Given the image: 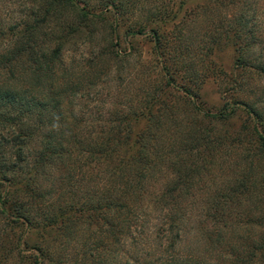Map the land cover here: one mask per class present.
Masks as SVG:
<instances>
[{
  "label": "rangeland",
  "instance_id": "obj_1",
  "mask_svg": "<svg viewBox=\"0 0 264 264\" xmlns=\"http://www.w3.org/2000/svg\"><path fill=\"white\" fill-rule=\"evenodd\" d=\"M107 1L117 0H74L52 10L50 0H0V117L19 118L15 107L2 106L6 103L5 94L17 95L26 110L28 107L33 110L23 124L32 130L41 129L44 135H53L57 141L77 139L89 145L106 138L104 131L118 124L122 117L144 112L155 99L172 105L180 111L188 128H201L205 138L214 143L205 155L194 156L196 163L201 158L212 160V165L204 170L210 175L196 188V198L184 196L178 201L179 206L198 208L190 220L192 228H197L207 223L203 209L221 203L227 208L226 215L232 224L229 246H236L238 252L246 255L256 254L257 260L246 257V264H264V247L263 251L252 248L264 241V149L254 130L258 127L264 136V72L259 69V65L264 67V0H236V6L228 10L220 7L216 10L214 6L219 5L216 0H165L164 5L153 4L152 0H131V7H123L118 16L121 25L118 40L109 35L116 16L106 22L80 16L86 5L100 14L101 4ZM155 7H165L171 14L164 22L161 18L157 25L148 27ZM243 15L250 27L240 38L239 46L225 38L217 44L219 36L232 34L228 21L238 25ZM144 27H148L147 35H127ZM154 28L163 39L161 46L149 33ZM252 37L258 38L259 43L255 44ZM241 53L251 63L244 65ZM193 62L195 67L190 71ZM12 76L15 80H10ZM171 80H176V87L170 86ZM181 86L192 94L188 100L197 110L183 104L179 97L183 95L178 88ZM233 109L237 110L234 116L217 118ZM249 110L258 112L262 120ZM140 122L137 129L145 126ZM13 132L0 124V166L5 156L16 152L8 144ZM39 146L40 141H34L28 154ZM68 169L65 171L79 174L78 169ZM173 170L170 162L164 174L172 179ZM55 175L56 180L61 177L59 173ZM54 183L55 180L45 184L46 192L52 190ZM1 184L0 196L7 187ZM224 196L228 197L223 199ZM36 201L42 203L39 198ZM1 209L0 261L7 258L5 253L25 242L29 248L40 244L42 253L53 257L57 264H70L73 254L85 252L84 231L71 245L65 242L67 248L62 249L56 239H43L25 223L9 225ZM153 220L138 234L145 244V237L154 231L152 227L161 224L160 219ZM196 232L185 237L187 241L178 247L177 254L203 250L204 244L196 243L200 237ZM8 235L10 240L3 243L2 239ZM96 238L105 244L110 240L106 236ZM149 240L146 247L138 248L141 253L164 261L171 258L173 254L165 247L158 248L152 237ZM131 249L128 242L125 251L131 255ZM29 251L23 254L26 258L23 264H29L38 255ZM156 258L142 260L149 264ZM39 262L51 264L45 263L41 256ZM6 264L21 262L13 257Z\"/></svg>",
  "mask_w": 264,
  "mask_h": 264
},
{
  "label": "trees",
  "instance_id": "obj_2",
  "mask_svg": "<svg viewBox=\"0 0 264 264\" xmlns=\"http://www.w3.org/2000/svg\"><path fill=\"white\" fill-rule=\"evenodd\" d=\"M73 1L50 0V10L61 3ZM163 1L165 0L151 2H161L164 5ZM216 1L219 5L214 6L215 9L220 7L228 10L236 6V0ZM129 2L131 0L103 2L100 14L92 12L86 5L80 16L86 20L98 18L105 22L116 16L109 35L118 40L121 28L118 16L121 15L123 7H131ZM152 14V22L148 27L157 25L161 18L164 22L171 13L169 14L165 7H155ZM246 18L247 16H241L238 25L229 20L228 28H231L232 34L219 36L215 42L218 44L225 38L239 46L240 38L243 33L247 34L250 27ZM218 27L221 28V24ZM147 28L133 30L127 35H147ZM155 28L149 33L153 40L160 44L163 39ZM252 38L255 44L259 43L258 38ZM240 58L244 65L251 63L247 58L244 59L242 53ZM194 67L193 62L189 70L192 71ZM259 69L264 72L261 65ZM13 76L10 80H15ZM190 78H193L191 74ZM175 81L171 80L170 86L176 87ZM178 88L183 92V95L179 96L184 101L183 104L191 105L193 110H197L188 100L192 96L189 90H184L182 86ZM5 97L6 103L2 106L15 107L19 116L18 119L15 116L0 117V124L14 130L8 144L16 151V155L11 152L9 158L5 156L0 166V188L1 183L7 185L5 194L0 196V208L1 214L8 217L9 225L19 226L25 223L36 235L44 237L43 239H56L62 249L67 248L65 242L71 245L70 243L77 241V235L84 231L87 240L82 244V250L85 252L82 255L73 254L70 264H148L142 260L144 257H156L141 253L138 248L141 245L146 247L150 243V237L153 242L158 243V248L165 247L173 255L165 261L156 258L149 264H246V257L257 260L256 254L246 255L238 252L236 246H229L232 224L226 215L227 208L221 206V203L203 209L207 223H201L197 228H192L190 220L198 208L179 206L178 201L184 196L196 198V188L205 183L204 179L210 175L205 174L204 170L208 165H212V160L201 158L198 164L194 156L205 155L211 149L210 144L214 143L205 138L201 128H188L180 117V111L172 105L155 99L144 112L130 113L134 117H127V114L118 120V124L105 130L106 138L103 137L102 141L88 145L77 139L68 142L57 141L53 135H44L41 129L32 130L31 126H26L23 122L32 116L33 110L29 107L26 110L17 95L10 96L7 93ZM236 112L237 110L233 109L230 114H221L217 118L232 117ZM251 114L262 120L255 110ZM133 118L137 120L135 123L131 122ZM140 121H143L145 126L137 129V122ZM254 130L264 149V136L258 127L255 126ZM36 140L40 141V146L29 155L27 150ZM170 162L175 169L172 179L164 174V168ZM66 168L75 171L78 169L79 174L74 175L69 169L65 171ZM55 172L61 176L57 180L54 179ZM53 180L55 183L52 184V190L46 192L45 184ZM232 193H235L234 190ZM227 197L224 196L223 199ZM37 198L42 203L37 202ZM153 219H160L161 224L152 227L154 231L150 237H145V244L138 234L140 229H144L146 223L154 221ZM195 230L198 231L197 237L200 235L196 238V243L204 244L203 250L194 249L188 254H177L176 251L186 240L185 237ZM97 236H106L110 240L105 244L96 238ZM10 237H4L2 242L9 241ZM128 242H131L133 248L131 255L125 251ZM39 245L37 243L33 248H29L26 242L21 246L19 243L15 250L11 249L8 254H4L7 258L0 261V264L8 263L13 257L23 264L26 259L23 254L28 253L29 249L38 254L29 264H40V256L45 263L57 264L53 257L42 253ZM254 246L258 247L257 251H263L264 241L258 246L252 245V248ZM223 248L226 250L222 252Z\"/></svg>",
  "mask_w": 264,
  "mask_h": 264
}]
</instances>
